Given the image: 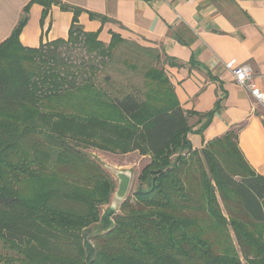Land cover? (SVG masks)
I'll return each mask as SVG.
<instances>
[{
  "label": "trees",
  "instance_id": "1",
  "mask_svg": "<svg viewBox=\"0 0 264 264\" xmlns=\"http://www.w3.org/2000/svg\"><path fill=\"white\" fill-rule=\"evenodd\" d=\"M34 4L41 24L52 6L72 13L66 40L20 43ZM83 12L31 0L0 43V264H264V178L245 161L239 129L199 151L187 139L188 119L198 116L201 134L220 102L184 111L165 71L182 64L116 33L104 44L100 30H82ZM67 46L91 63L68 62ZM123 50L148 62L119 61ZM90 147L149 157L119 213H101L116 182Z\"/></svg>",
  "mask_w": 264,
  "mask_h": 264
},
{
  "label": "crops",
  "instance_id": "2",
  "mask_svg": "<svg viewBox=\"0 0 264 264\" xmlns=\"http://www.w3.org/2000/svg\"><path fill=\"white\" fill-rule=\"evenodd\" d=\"M31 0H0V43L18 24ZM84 12L79 22L86 32H98L104 44L110 33L142 47L157 49L183 67L165 66L181 108L206 114L217 101L219 110L201 134L198 116L188 119L187 139L193 151L238 131V147L256 174L264 178V107L248 90L237 86L225 69L234 61L261 76L255 85L264 89V0H59ZM106 17L101 24L88 13ZM42 7L32 5L19 41L24 47L65 39L72 13L52 6L41 24ZM193 64L194 66H191ZM212 77V79L210 78ZM203 122V121H202ZM119 167L110 166L124 171Z\"/></svg>",
  "mask_w": 264,
  "mask_h": 264
},
{
  "label": "rangeland",
  "instance_id": "3",
  "mask_svg": "<svg viewBox=\"0 0 264 264\" xmlns=\"http://www.w3.org/2000/svg\"><path fill=\"white\" fill-rule=\"evenodd\" d=\"M61 11H63V10H61ZM63 12H70V11H63ZM96 21L100 22L99 20H96ZM78 22H79V17H78ZM79 24H80L82 30L84 32H86L84 30L83 25L80 22H79ZM66 39H67V37L63 40H66ZM56 40H58V39H56ZM53 41H55V40H53ZM53 41H49L46 43H50ZM42 44H45V43H42ZM59 53L61 55H63V57L68 60V62H72V64H74L75 66H77L79 64L88 65L92 61L91 58L89 56L85 55L84 52L82 50H80L79 47H77V46L61 47L59 50ZM118 54H119V59H118L119 61L126 60V61H130L133 63H135V62L137 63V61H138V63H139L138 67L139 68L144 67L146 65V63L148 62V60L145 57H141L142 59L137 60V58H135L134 54L131 53V51H129V50H123L122 52H120ZM109 73L114 74L112 71H109ZM137 81H138V77L133 78V83H135ZM83 151L85 153H87L94 160H97L104 167V169H106L107 171H108V168L110 166L115 165V167H119L118 165H121L120 167H123L125 169L124 171L128 172L131 175V185H130V189H129L127 198L132 196V193L134 192V190L137 186V177H138L141 169L149 161V157L147 155H142L138 151H130L127 153H118V152L112 153V152H107V151H101V150L95 149L93 147H90V148L83 150ZM110 175H111V173H110ZM193 175L198 177L197 172H194ZM113 179L116 182V188H117V181L115 180L114 177H113ZM115 191H116V189H115ZM115 191H114V193H115ZM109 206H110V204L107 206H103L101 208V213L103 214L105 211H107L109 209ZM221 209H222L223 214L225 215V211L222 208V206H221ZM116 213H119V210H117ZM108 220H109V221H107L108 224L105 226L103 223H99V224L95 225L91 229L90 237L95 236L97 234H101L104 232L105 229L110 227L108 225H112L111 217H109ZM242 264H245V262L243 260H242Z\"/></svg>",
  "mask_w": 264,
  "mask_h": 264
},
{
  "label": "built area",
  "instance_id": "4",
  "mask_svg": "<svg viewBox=\"0 0 264 264\" xmlns=\"http://www.w3.org/2000/svg\"><path fill=\"white\" fill-rule=\"evenodd\" d=\"M225 69L233 77L237 86L248 90L254 101L264 107V89L255 85L256 79L261 78L248 65H237L234 61L225 64Z\"/></svg>",
  "mask_w": 264,
  "mask_h": 264
},
{
  "label": "water",
  "instance_id": "5",
  "mask_svg": "<svg viewBox=\"0 0 264 264\" xmlns=\"http://www.w3.org/2000/svg\"><path fill=\"white\" fill-rule=\"evenodd\" d=\"M108 171L117 181V188L113 194L110 202L108 211L113 214L119 210L120 205L126 200L130 185H131V175L128 172L117 170L113 167H109Z\"/></svg>",
  "mask_w": 264,
  "mask_h": 264
}]
</instances>
